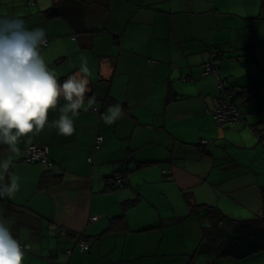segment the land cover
Instances as JSON below:
<instances>
[{"label": "crops", "instance_id": "0c3cea01", "mask_svg": "<svg viewBox=\"0 0 264 264\" xmlns=\"http://www.w3.org/2000/svg\"><path fill=\"white\" fill-rule=\"evenodd\" d=\"M5 17L40 20L61 82L86 56L96 97L71 137L46 128L19 141L10 173L20 190L0 200V215L27 246L23 264H264V251L218 249L232 233L220 220L264 218V142L251 127L264 130V0H0ZM252 42L261 64L239 57ZM215 47L247 125L213 117L218 80L205 71ZM115 104L122 116L106 125L100 114ZM33 144L49 147L52 167L26 161ZM45 174L58 183L39 188Z\"/></svg>", "mask_w": 264, "mask_h": 264}, {"label": "clouds", "instance_id": "9594fccd", "mask_svg": "<svg viewBox=\"0 0 264 264\" xmlns=\"http://www.w3.org/2000/svg\"><path fill=\"white\" fill-rule=\"evenodd\" d=\"M46 44L44 28L30 29L19 17L0 18V146H5L8 153L0 159V200L13 199L20 190L18 178L10 169L13 156L21 154V138L39 135L46 128L71 137L81 110L87 113L96 104V97L89 95L88 58L80 56L79 70L61 82L46 63L42 51ZM57 109L59 118L49 123V113ZM121 116L119 104L100 114L106 125L114 124ZM26 247L0 215V264H23Z\"/></svg>", "mask_w": 264, "mask_h": 264}, {"label": "trees", "instance_id": "16d2710c", "mask_svg": "<svg viewBox=\"0 0 264 264\" xmlns=\"http://www.w3.org/2000/svg\"><path fill=\"white\" fill-rule=\"evenodd\" d=\"M52 8H53V10H52ZM54 8H57V10H55ZM60 8H61V2L54 4L53 7L49 8L48 11L45 10V12L47 11V16L48 15L50 17L57 16V15L61 14L60 10H59ZM51 10L53 11L52 13H50ZM43 13H44V11H43ZM261 18L262 17L260 15L255 16V17L250 19L252 21V23L246 25L248 27V30H249L251 36L254 34L253 33L254 32V23L256 24L258 22V20H260ZM47 38H48V43L46 44V46L49 44V37L47 36ZM255 50H256L255 45L252 42V43H250V45L248 47H246L244 49V52L241 55H239V57H249L250 56L253 59V61L256 62V64L258 65L260 62L258 61L257 57L255 58V53H254ZM245 52H246V54H244ZM253 54H254V56H253ZM210 56L211 57L207 63V68H206L205 74L206 75H215L217 77L219 99L223 96L224 97L228 96L231 103L235 104L238 107L240 114L242 116V119L245 120L246 118H244L245 116L243 115V113H242V111H241V109L237 103V98H236L237 96H236L235 90L232 89L231 84H229V81L226 79H222L219 76V70H218L217 74L213 73V72L206 73L208 70L210 62H215L219 67V62L223 58V51L220 48L215 47L211 51ZM261 66L264 68V64H261ZM220 81L225 82L223 89H220V86H219ZM218 104H219V102L217 103V107H218ZM217 107H216V109H217ZM216 109L212 113H213V117L215 118V120L219 126H227L230 124H235V123L220 122L214 115V112L216 111ZM206 113H211V111H206ZM238 123L242 124V122H238ZM251 127L253 128V130L257 136L258 141L263 143L264 142V130L257 129V127L253 126V125H251ZM52 166H49V167H52ZM116 176H118V175H116ZM116 176H114L112 179L113 180L112 181L113 186L120 184V182H115ZM56 180H57V176L51 180L50 176L45 174L40 180L39 188L49 187L54 183H58V181H56ZM121 182H122V180H121ZM183 195H184V198L187 201V203L189 205H191V208H193V209L198 208V206H199L198 204H195V205L192 204L193 201H191V199L195 200L193 193L185 192V193H183ZM209 212L211 214H222L221 210L217 206L209 207ZM219 225L221 227H225V228L229 227V228H231V231H232L229 238H227L228 241L226 242V244L222 243L223 245L221 244V246L218 247V249L220 248V250H221V255L232 256L234 258H242V257H245V256L250 255V254L255 253V252L264 251V218H262L261 216H258L257 218H253V219H248V220H235V219L227 218L225 220H220ZM81 241H83V240H81ZM81 241H80V243H81Z\"/></svg>", "mask_w": 264, "mask_h": 264}, {"label": "built area", "instance_id": "2783aa9c", "mask_svg": "<svg viewBox=\"0 0 264 264\" xmlns=\"http://www.w3.org/2000/svg\"><path fill=\"white\" fill-rule=\"evenodd\" d=\"M47 43H48V38H47ZM218 65L215 62H210L208 70L206 73H218ZM225 85L224 81H220V89H223ZM219 104L214 112L215 117L223 123H238L242 122V116L240 114V111L238 107L231 103L230 99L228 96H223L219 99ZM103 141L102 135H98L97 137V145H100ZM49 147L47 145H30L28 147V160L29 161H39L42 164H47L48 166H52L53 162L49 157ZM122 178L120 175L115 177V182H121ZM94 220L97 219V217H93ZM22 244V243H21ZM23 245V244H22ZM82 249H88L89 244L85 241H81L80 243Z\"/></svg>", "mask_w": 264, "mask_h": 264}, {"label": "rangeland", "instance_id": "374dc122", "mask_svg": "<svg viewBox=\"0 0 264 264\" xmlns=\"http://www.w3.org/2000/svg\"><path fill=\"white\" fill-rule=\"evenodd\" d=\"M43 1L44 0H38V2L40 3V4H43ZM52 7V6H51ZM49 8V7H48ZM47 9V8H46ZM55 10H57V8H54ZM39 11H40V9H38ZM43 10H45L44 8H43ZM52 10H53V8H52ZM50 11V13H52L53 11ZM25 15H27V13H25ZM57 16H59V15H57ZM50 16L48 15L47 16V19L49 18ZM52 19V18H51ZM55 19H58L57 21L59 22V18L57 17V18H55ZM40 24H41V22H40V20L37 18L33 23H26V26L28 25V27L31 29V28H37V27H40ZM40 28H42V27H40ZM54 30V29H53ZM46 48V47H45ZM243 62V61H242ZM49 67L51 68V69H53V67H52V65H50L49 64ZM54 70V69H53ZM258 72H259V77H261L262 76V73H264V72H262V71H260L259 69H258ZM247 117H248V115H247ZM242 124H244V125H247V122H245V120H243L242 121ZM241 127V125L240 126H238L237 128L239 129ZM231 128H234V126H231ZM250 129H251V127H249ZM248 128V129H249ZM251 131L253 132V130L251 129ZM33 145H37V144H33ZM30 146V145H29ZM28 146V147H29ZM28 147L25 149V151H26V153H27V156H26V161L27 162H36V163H40L41 164V162H39V161H29L28 160V155H29V153H28Z\"/></svg>", "mask_w": 264, "mask_h": 264}]
</instances>
